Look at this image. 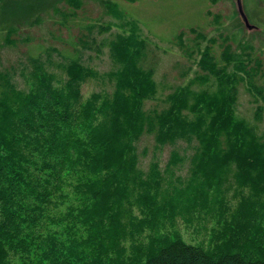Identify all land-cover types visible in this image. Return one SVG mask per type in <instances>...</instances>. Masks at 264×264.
I'll return each instance as SVG.
<instances>
[{"label":"trees","instance_id":"obj_1","mask_svg":"<svg viewBox=\"0 0 264 264\" xmlns=\"http://www.w3.org/2000/svg\"><path fill=\"white\" fill-rule=\"evenodd\" d=\"M120 28L109 42L120 66L106 74L110 92L83 98L96 73L76 58L60 64L61 75L40 59L0 70V264H264V136L235 114L239 85L264 101L258 68L229 46L219 63L206 45L202 73L166 108L147 111L157 88L139 64L146 43L135 21ZM145 134L172 147L163 171L157 161L139 169ZM185 161L187 177H174ZM229 176L242 195L235 208L219 194ZM179 221L204 237L186 243Z\"/></svg>","mask_w":264,"mask_h":264},{"label":"rangeland","instance_id":"obj_2","mask_svg":"<svg viewBox=\"0 0 264 264\" xmlns=\"http://www.w3.org/2000/svg\"><path fill=\"white\" fill-rule=\"evenodd\" d=\"M80 2V8L75 9L64 0H0V70L18 72L22 65L29 67L31 59H40L48 71L61 75L60 64L76 58L96 73V76L91 75L84 81L83 98L94 91H102L101 94L110 92L111 81L115 79L106 74L117 71L120 66L109 55V42L122 31L120 26L124 22L135 21L139 27V37L146 43L139 64L152 71L157 88L154 98L144 103L145 110L160 111L166 108L168 95L177 87L187 84L194 75L202 73L197 64L200 62V51L206 45L211 46V52L219 63L226 46L235 54H242L244 63L258 68L256 83L264 87V0H243L247 5L241 8L249 27L238 14L234 0ZM114 4L120 18L113 11L116 8ZM107 26L110 27L109 31L104 30ZM203 73L208 76L207 72ZM209 79L213 80L211 76ZM13 80L18 88L24 87L18 75H14ZM206 86L199 85L195 89ZM262 90L264 94V88ZM257 105L262 108L260 122H255L253 116ZM235 114L264 136V101L243 85L238 86ZM185 147V144H178L180 150ZM136 148L139 169L143 172H147L152 161H157L163 171L172 150L169 146L156 147L153 137L146 134L136 143ZM185 150L186 155L192 154L191 148ZM188 167L185 161L172 168L171 172L174 177L185 178ZM226 180L219 194L226 200L224 205L228 201L235 208L242 195L237 193L231 176ZM242 192L249 194L248 189ZM212 224L208 222L206 228H211ZM178 228L186 243L196 244L204 237L203 232L201 236L190 235L191 232L180 221ZM202 247L206 250L205 246Z\"/></svg>","mask_w":264,"mask_h":264},{"label":"water","instance_id":"obj_3","mask_svg":"<svg viewBox=\"0 0 264 264\" xmlns=\"http://www.w3.org/2000/svg\"><path fill=\"white\" fill-rule=\"evenodd\" d=\"M238 10H239V14H241L240 16L242 17V19H243L245 25H246L247 27H249V26H248L247 19H246V17L243 15L240 6L238 7Z\"/></svg>","mask_w":264,"mask_h":264},{"label":"flooded vegetation","instance_id":"obj_4","mask_svg":"<svg viewBox=\"0 0 264 264\" xmlns=\"http://www.w3.org/2000/svg\"><path fill=\"white\" fill-rule=\"evenodd\" d=\"M236 4H237V2H235ZM241 6H246L247 5V3H244L243 2V0H241V4H240Z\"/></svg>","mask_w":264,"mask_h":264}]
</instances>
